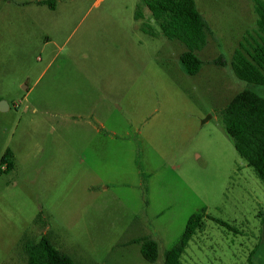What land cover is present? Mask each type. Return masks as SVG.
Here are the masks:
<instances>
[{"label": "rangeland", "instance_id": "rangeland-1", "mask_svg": "<svg viewBox=\"0 0 264 264\" xmlns=\"http://www.w3.org/2000/svg\"><path fill=\"white\" fill-rule=\"evenodd\" d=\"M195 2L209 32L189 76L141 0H0V264H27L24 236L76 264H164L204 210L229 227L206 217L184 264H264V184L223 123L240 92L264 98L232 68L264 0Z\"/></svg>", "mask_w": 264, "mask_h": 264}, {"label": "trees", "instance_id": "trees-1", "mask_svg": "<svg viewBox=\"0 0 264 264\" xmlns=\"http://www.w3.org/2000/svg\"><path fill=\"white\" fill-rule=\"evenodd\" d=\"M150 12V18L160 28L164 38L179 41L187 48L181 57L183 71L189 76L200 73L203 61L198 52L207 45L209 25L198 11L195 0H141ZM50 5L53 2H40ZM258 15L257 38L249 48L241 46L235 51L232 68L236 77L249 84L264 86V4L256 2ZM137 18L140 16L137 14ZM143 31L155 36L146 26ZM224 127L234 140L238 155L254 169L264 184V98L257 93L244 90L237 94L223 112ZM7 171L15 168V158L7 151L1 161ZM206 217L221 226L229 225L207 216L206 210L192 215L179 243L165 255L164 264H184L182 256L189 243L206 229ZM141 253L145 260L156 263L158 244L149 239L141 240ZM27 264H76L75 260L56 247L47 237L30 239L24 236L20 242Z\"/></svg>", "mask_w": 264, "mask_h": 264}, {"label": "water", "instance_id": "water-1", "mask_svg": "<svg viewBox=\"0 0 264 264\" xmlns=\"http://www.w3.org/2000/svg\"><path fill=\"white\" fill-rule=\"evenodd\" d=\"M7 109H9V105L6 104V103H4V102H1V104H0V111H6Z\"/></svg>", "mask_w": 264, "mask_h": 264}]
</instances>
